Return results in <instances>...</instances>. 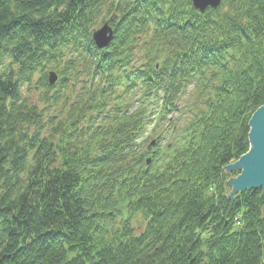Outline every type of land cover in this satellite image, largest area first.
<instances>
[{
  "label": "trees",
  "instance_id": "trees-1",
  "mask_svg": "<svg viewBox=\"0 0 264 264\" xmlns=\"http://www.w3.org/2000/svg\"><path fill=\"white\" fill-rule=\"evenodd\" d=\"M263 104L264 0H0V264H262L264 194L223 168Z\"/></svg>",
  "mask_w": 264,
  "mask_h": 264
},
{
  "label": "water",
  "instance_id": "water-1",
  "mask_svg": "<svg viewBox=\"0 0 264 264\" xmlns=\"http://www.w3.org/2000/svg\"><path fill=\"white\" fill-rule=\"evenodd\" d=\"M196 12L203 13L208 8H217L221 0H190ZM113 39L112 28L105 23L92 33V41L97 49L109 46ZM58 77L55 73L48 74V83L54 85ZM249 149L236 162L224 167L225 172L239 171L240 174L225 183L230 189L229 200L232 201L237 193L251 190H261L264 194V105L258 108L248 122ZM154 145V142H152ZM149 163V161H147ZM264 246V239H263ZM264 264V258H263Z\"/></svg>",
  "mask_w": 264,
  "mask_h": 264
},
{
  "label": "rangeland",
  "instance_id": "rangeland-1",
  "mask_svg": "<svg viewBox=\"0 0 264 264\" xmlns=\"http://www.w3.org/2000/svg\"><path fill=\"white\" fill-rule=\"evenodd\" d=\"M104 20L103 19H99L98 20V26L94 29V30H98V29H100L102 26H103V24L104 23H106L105 21L103 22ZM108 23V22H107ZM113 41V40H112ZM112 41H111V43H112ZM110 43V44H111ZM109 44V45H110ZM109 47V46H108ZM107 47V48H108ZM9 62V60H7L6 61V63H8ZM47 70V72L48 73H50V72H53V73H55L56 75H57V77H58V81H57V83H55V86L58 84V83H60V81H59V75H58V72L56 71V70H54V69H49V68H47L46 69ZM48 76V75H47ZM39 78H41V76H40V74H37V75H35V77H34V81H33V84H32V86L30 87V88H28V89H26V86L24 87V91H22V93H23V96H25L26 98H28L29 99V101H31L32 103H34V104H36L39 108H43V109H47L48 110V115H52V116H54V115H57L58 114V112H59V106H56L54 103H52V101H50L48 104H47V102H46V96L47 97H51V95H52V93L53 92H49V93H46L45 91H44V89H42L41 87H39L38 85H37V83H38V79ZM58 86V85H57ZM51 103V104H50ZM49 106V107H48ZM165 127V126H164ZM150 129H151V127H149V129H147V132H146V134H147V136H150L151 137V139H154V138H156V134L154 135L153 133H151L150 132ZM168 132L169 131H167L165 134H164V136H167V134H168ZM161 136V135H160ZM146 137L145 136H143V138L140 140V142H141V144H142V142L144 141V139H145ZM150 139V140H151ZM149 140V141H150ZM168 139H164L163 141H162V146L165 144V142L167 141ZM147 144H148V142L146 143H143L142 144V147H143V149H145L146 147H147ZM236 172V171H235ZM226 174H227V176H228V179L226 180V182L228 181V180H230V179H234V178H236L240 173L239 172H237V175H234V176H232L231 175V173H229V172H225ZM230 174V175H229ZM225 186V185H224ZM225 190H226V193H227V196H228V194H229V189H227L226 187H225ZM138 222L139 223H141L140 224V226H143V222H142V219L139 217L138 218ZM135 226H136V223H135Z\"/></svg>",
  "mask_w": 264,
  "mask_h": 264
}]
</instances>
